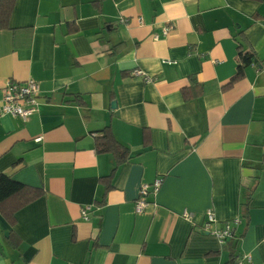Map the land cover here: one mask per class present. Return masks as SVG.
I'll list each match as a JSON object with an SVG mask.
<instances>
[{"label": "crops", "instance_id": "obj_1", "mask_svg": "<svg viewBox=\"0 0 264 264\" xmlns=\"http://www.w3.org/2000/svg\"><path fill=\"white\" fill-rule=\"evenodd\" d=\"M7 78L38 105L0 113V173L42 192L0 202V264H264V0H13L0 100ZM106 125L126 161L96 150ZM207 209L239 219L224 243Z\"/></svg>", "mask_w": 264, "mask_h": 264}, {"label": "built area", "instance_id": "obj_2", "mask_svg": "<svg viewBox=\"0 0 264 264\" xmlns=\"http://www.w3.org/2000/svg\"><path fill=\"white\" fill-rule=\"evenodd\" d=\"M170 27L163 28V34H167ZM156 37V35H155ZM166 62V61H164ZM170 62V61H168ZM131 74L142 78L145 82L153 80L152 77L145 75L139 69L135 68ZM39 86L34 79H26L20 81L14 78L5 79L2 97L0 100V113H8L13 116L20 117L23 121H26L30 115H32L37 109V96ZM36 141L41 140V137H36ZM161 183L160 178L154 179L151 183H143L138 192V196L134 201V211L141 213L148 205L147 196L150 193H155ZM92 209L91 205H86L81 208V216L83 219L88 218V212ZM184 215H188L184 212ZM206 221L203 223L200 231L203 233H209L215 236L220 243H224L227 238L233 235L234 225L239 222L238 218H233L229 221H225L220 227L213 226L217 220L212 209H207L205 212ZM212 227V228H211ZM251 256L248 253H241L235 256L233 264H250Z\"/></svg>", "mask_w": 264, "mask_h": 264}, {"label": "trees", "instance_id": "obj_3", "mask_svg": "<svg viewBox=\"0 0 264 264\" xmlns=\"http://www.w3.org/2000/svg\"><path fill=\"white\" fill-rule=\"evenodd\" d=\"M13 0H0V25H4L5 20L7 19L9 12L11 10ZM238 65L237 71L231 78V81H234L236 78L240 77L242 74L243 66L250 64L254 58V53L250 49L242 50L238 48ZM96 150L97 151H106L114 155L117 163L126 161L128 159V150L125 146L121 145L114 137L110 130V126L106 125L103 128L102 134L96 137L95 139ZM106 179V178H105ZM25 190H33L28 193L27 199L29 201L38 195L41 194V190L37 188L31 189L26 185L15 181L10 176L0 173V202L7 199L8 197L20 193Z\"/></svg>", "mask_w": 264, "mask_h": 264}, {"label": "water", "instance_id": "obj_4", "mask_svg": "<svg viewBox=\"0 0 264 264\" xmlns=\"http://www.w3.org/2000/svg\"><path fill=\"white\" fill-rule=\"evenodd\" d=\"M112 105L114 106L115 105V102H113Z\"/></svg>", "mask_w": 264, "mask_h": 264}]
</instances>
